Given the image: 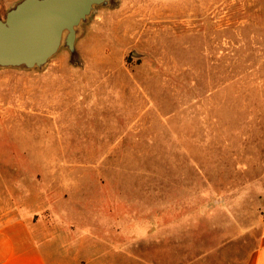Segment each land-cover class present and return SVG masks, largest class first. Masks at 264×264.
<instances>
[{
  "label": "rangeland",
  "instance_id": "obj_1",
  "mask_svg": "<svg viewBox=\"0 0 264 264\" xmlns=\"http://www.w3.org/2000/svg\"><path fill=\"white\" fill-rule=\"evenodd\" d=\"M75 48L0 67V167L35 168L99 264H248L264 226V0H117Z\"/></svg>",
  "mask_w": 264,
  "mask_h": 264
},
{
  "label": "crops",
  "instance_id": "obj_2",
  "mask_svg": "<svg viewBox=\"0 0 264 264\" xmlns=\"http://www.w3.org/2000/svg\"><path fill=\"white\" fill-rule=\"evenodd\" d=\"M53 211L68 212L53 205L35 168L1 166L0 264H99L88 236L72 240L69 222L59 223ZM248 264H264V226Z\"/></svg>",
  "mask_w": 264,
  "mask_h": 264
},
{
  "label": "water",
  "instance_id": "obj_3",
  "mask_svg": "<svg viewBox=\"0 0 264 264\" xmlns=\"http://www.w3.org/2000/svg\"><path fill=\"white\" fill-rule=\"evenodd\" d=\"M117 0H20L0 18V67H43L75 41L99 5Z\"/></svg>",
  "mask_w": 264,
  "mask_h": 264
}]
</instances>
